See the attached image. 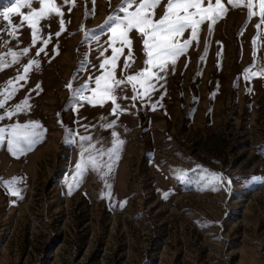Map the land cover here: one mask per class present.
Instances as JSON below:
<instances>
[{"label":"rangeland","instance_id":"374dc122","mask_svg":"<svg viewBox=\"0 0 264 264\" xmlns=\"http://www.w3.org/2000/svg\"><path fill=\"white\" fill-rule=\"evenodd\" d=\"M14 2L0 0V12ZM54 2L64 30L61 17L51 15L40 22L35 46L26 23L17 38L0 16V56L8 65L0 70V93L27 63L39 62L0 108V264H264V25L255 27L258 16L248 21L247 8L223 0L227 14L211 32L208 22L200 26L198 40L152 81L149 97L133 100L131 84L116 89L121 110L113 114L111 101L94 106L80 99L90 91H74L85 83L94 88L99 65L111 57V33L100 26L121 0ZM166 3L156 9L157 19ZM20 19L12 15L14 23ZM189 37L190 30L182 39ZM130 38L131 66L124 68L125 46L117 79L145 67L142 38L136 31ZM245 69L256 75L245 79ZM24 100L30 107L16 112ZM32 123L41 126L38 140L14 156L8 133ZM117 140L123 143L110 156ZM82 153L98 167L88 164L77 175ZM13 178L19 196L3 183Z\"/></svg>","mask_w":264,"mask_h":264},{"label":"snow or ice","instance_id":"6c2138e0","mask_svg":"<svg viewBox=\"0 0 264 264\" xmlns=\"http://www.w3.org/2000/svg\"><path fill=\"white\" fill-rule=\"evenodd\" d=\"M74 5V0H71ZM94 4L95 0H91ZM33 3L39 5L38 8L33 7ZM64 3H69V0H64ZM162 0H121V4L116 10V14L108 16L104 21V24L100 26L101 30H104V26L107 25V31L111 33V37L108 41L109 47L111 48V57L105 58L99 65L102 71L101 75L96 76L94 79V88H89L88 84L85 83L80 89L74 91V95L79 92L90 91L92 96L80 95L81 100H87L94 106L96 104H103L106 101H111L112 113L117 114L120 111V105L117 103V97L115 95L116 89L121 85L131 84L134 95L133 100L143 97L150 96V90H155L154 80L158 81L163 77L159 75L160 72H164L169 62L175 65L177 59L185 54L187 49L192 45L193 41H197L199 37V28L205 22L209 23V32L212 31V26L223 18L228 11L227 6L223 0H167L164 5V13L159 19L156 18V9L160 7ZM227 4L234 8L245 7L247 8L248 21L255 16H258L259 23L255 27L259 30L264 25V0H227ZM259 8L258 13L254 11L257 7ZM28 9L27 13L21 11V9ZM122 13V15L120 14ZM15 14L21 17L19 23H14L12 15ZM55 14L57 17H61L60 26L61 31L64 30V21L62 19L63 12L60 6L54 2V0H15L13 5L7 8L6 11L0 12V16L3 17L4 21L8 23L9 35L17 36L20 28L25 23L31 29V43L33 46L36 45L38 38H41V27L40 22L44 19L50 18L51 15ZM190 30V37L188 39H182L184 33ZM136 31L137 34L142 38V45L146 60L144 61L145 67L142 68L136 74L127 75L124 79H117L115 76V69L117 67L118 58L124 54L125 46L128 47V57L124 62V68L127 69L131 65L129 60L132 59L131 46L132 41L130 33ZM242 34V33H241ZM259 34V33H258ZM56 36L60 35V32L55 33ZM87 36L88 33H85ZM18 38V36H17ZM51 36L47 39H42V43L47 46L50 42ZM256 37L253 38V45L256 44ZM119 45V46H117ZM45 47L39 48L36 55L39 56L45 52ZM103 51H107L104 49ZM29 48L25 47L22 50V54H27ZM58 54V53H57ZM8 55L12 57V63H19L18 55L15 51H9ZM103 55V52H102ZM255 55V51H254ZM39 66V62L31 60L23 67V74L18 75L15 80H9L6 82L7 87L3 93V100H0V108H4L5 104L12 99L15 93L18 91L19 81H26L28 73L32 70L33 66ZM8 65L4 63V56H0V70H3ZM110 66V67H108ZM156 69L157 71H153ZM249 74L252 73L250 69H245V79L249 78ZM264 75V72L260 73ZM91 80V78H90ZM139 86V88L137 87ZM39 87V85H37ZM69 89H72V84L66 85ZM140 89H143L140 92ZM126 98V97H125ZM27 100L17 104L15 106L16 112H21L29 108ZM155 109V105H153ZM13 113L8 112L7 115L11 117ZM0 119H3L0 116ZM112 125L109 124L108 127ZM41 126L36 123L15 125L8 133V149L15 156L17 154H23L27 150L31 149L32 145L36 143L40 136V132L37 131ZM4 129H0V138H3ZM115 135V133H113ZM82 139H90L85 137ZM122 141L117 140L110 150L109 155L119 150ZM84 152H88L89 149H84ZM91 164L93 169L98 167L97 160L89 156L88 159H83L80 163L76 164L77 175L84 172L85 167ZM109 170L111 165H108ZM213 175V180L220 179L219 176ZM260 181L261 178H255ZM15 178L11 181H4L3 183L11 191L14 196H19L20 193L15 189ZM264 182V181H261ZM167 195V194H166Z\"/></svg>","mask_w":264,"mask_h":264}]
</instances>
